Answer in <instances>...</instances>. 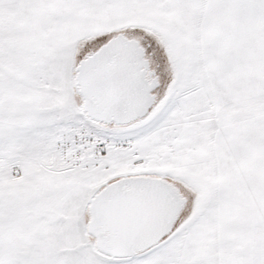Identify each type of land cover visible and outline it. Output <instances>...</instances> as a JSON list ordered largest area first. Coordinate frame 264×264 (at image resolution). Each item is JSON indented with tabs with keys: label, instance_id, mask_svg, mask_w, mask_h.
Here are the masks:
<instances>
[{
	"label": "rangeland",
	"instance_id": "rangeland-1",
	"mask_svg": "<svg viewBox=\"0 0 264 264\" xmlns=\"http://www.w3.org/2000/svg\"><path fill=\"white\" fill-rule=\"evenodd\" d=\"M16 2L9 14L12 48L21 41ZM180 10V1L166 2L108 23L96 37L83 32L69 47L74 63L63 70L54 61L63 42L26 45L32 57L24 63L36 73L43 103L23 93L12 99L24 98L37 114L43 107L44 120L60 121L44 128L38 143L22 149L12 142L9 159L0 152V264H264V105L231 113L235 126L227 112L211 107L199 77L194 19L183 20ZM121 33L147 49L164 82L148 117L105 127L80 109L76 66L80 53ZM140 174L179 179L189 205L159 245L133 258H110L87 232L88 200L104 182Z\"/></svg>",
	"mask_w": 264,
	"mask_h": 264
},
{
	"label": "crops",
	"instance_id": "crops-1",
	"mask_svg": "<svg viewBox=\"0 0 264 264\" xmlns=\"http://www.w3.org/2000/svg\"><path fill=\"white\" fill-rule=\"evenodd\" d=\"M174 1L18 0L14 30L15 38L21 41L13 46L17 49L13 53L9 15L11 0H0V111L6 113H0L1 157L4 160L10 158L12 142L22 149L28 144L38 143L42 139L41 131L60 121L44 120L41 114L43 107L37 114L35 109L29 110L24 98L16 99L18 103L12 99L26 94L43 103L38 98L42 90L34 85L36 73L32 74L29 65L27 68L24 63V59L32 57L25 53L28 43L34 45L53 39L63 42L59 52L62 54L54 58L56 63L63 65V70L65 64L74 63V52L69 47L86 37L83 32L90 33L88 37H96L106 33L110 22L142 15ZM177 1L181 4L179 15L182 19H194L196 56L201 70L199 77L212 96L211 107L216 112H227L229 121L235 126V115L231 113L254 112L264 105V0ZM22 49L25 54L20 53ZM70 51L69 61L67 55ZM73 75L74 67L71 80ZM38 81L42 84L45 80L40 76ZM71 92L73 95V87ZM252 116L256 117L255 114ZM254 118L249 116L248 119Z\"/></svg>",
	"mask_w": 264,
	"mask_h": 264
},
{
	"label": "water",
	"instance_id": "water-1",
	"mask_svg": "<svg viewBox=\"0 0 264 264\" xmlns=\"http://www.w3.org/2000/svg\"><path fill=\"white\" fill-rule=\"evenodd\" d=\"M157 64L125 34L87 52L76 66L83 115L103 125L146 118L159 94ZM151 77V78H150ZM155 92V93H154ZM189 201L174 182L156 175H126L100 185L88 200L87 232L110 258H133L173 233Z\"/></svg>",
	"mask_w": 264,
	"mask_h": 264
},
{
	"label": "flooded vegetation",
	"instance_id": "flooded-vegetation-1",
	"mask_svg": "<svg viewBox=\"0 0 264 264\" xmlns=\"http://www.w3.org/2000/svg\"><path fill=\"white\" fill-rule=\"evenodd\" d=\"M89 52H92V51H89ZM146 53L149 55V53L147 52V49H146ZM150 56H151V55H150ZM156 64H157V63H156ZM159 67H160L159 64H157L156 72L154 73V75H153L152 77L157 76V75L160 76V79H161V85H162L163 82H164V81H163V77H162V74H163V73L161 74V73L158 72ZM150 78H151V77H150ZM160 87H161V86H160ZM155 92L159 94V101H160V99H161V91H160V88H159L158 90H156ZM155 92H154V93H155ZM157 103H158V102H157ZM157 103H156V104H157ZM156 104H155V105H156ZM154 108H155V106H154ZM152 111H153V110H152ZM111 126H115V124H113V125H111ZM157 176H158V177H161V178H164V179H165V178H168V176H166V175H157ZM180 186L183 187L182 184H180ZM180 189H181V187H180ZM181 190H182V189H181ZM183 190H184V189H183ZM183 190H182V192L184 193ZM184 195H185V194H184Z\"/></svg>",
	"mask_w": 264,
	"mask_h": 264
},
{
	"label": "trees",
	"instance_id": "trees-1",
	"mask_svg": "<svg viewBox=\"0 0 264 264\" xmlns=\"http://www.w3.org/2000/svg\"><path fill=\"white\" fill-rule=\"evenodd\" d=\"M78 91V90H77ZM82 105V104H81ZM167 176V175H166ZM169 180H171L172 182H174L178 187H180V184L184 185L181 181H179V179H174V178H171L168 176ZM87 212H88V209H87Z\"/></svg>",
	"mask_w": 264,
	"mask_h": 264
},
{
	"label": "built area",
	"instance_id": "built-area-1",
	"mask_svg": "<svg viewBox=\"0 0 264 264\" xmlns=\"http://www.w3.org/2000/svg\"><path fill=\"white\" fill-rule=\"evenodd\" d=\"M98 148H99V149L103 148V145H100ZM79 156H80V154H79Z\"/></svg>",
	"mask_w": 264,
	"mask_h": 264
}]
</instances>
